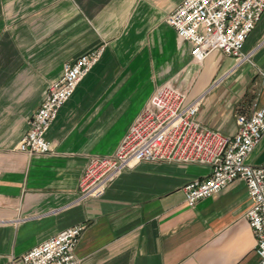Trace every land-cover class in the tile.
I'll return each instance as SVG.
<instances>
[{
    "label": "crops",
    "instance_id": "obj_1",
    "mask_svg": "<svg viewBox=\"0 0 264 264\" xmlns=\"http://www.w3.org/2000/svg\"><path fill=\"white\" fill-rule=\"evenodd\" d=\"M182 0H0V264L77 224L79 264H257L236 180L189 206L184 186L209 176L200 164L142 162L104 196L79 201L92 155L112 153L166 82L201 99L198 118L233 135L236 117L264 103V14L247 39L251 62L219 50L196 62L166 21ZM103 48L47 133L52 152L18 151L28 120L64 65ZM264 164V138L249 155Z\"/></svg>",
    "mask_w": 264,
    "mask_h": 264
},
{
    "label": "built area",
    "instance_id": "obj_2",
    "mask_svg": "<svg viewBox=\"0 0 264 264\" xmlns=\"http://www.w3.org/2000/svg\"><path fill=\"white\" fill-rule=\"evenodd\" d=\"M263 14L264 0H182L166 21L179 38L191 44L196 62H203L219 50L236 58L238 67L253 59L254 51H245V46ZM103 51L93 50L64 65L63 75L51 83L30 116L18 151L28 155L53 151L47 133ZM259 76L264 87V68ZM201 99L188 101L187 93L170 82L159 86L117 148L109 154L89 157L79 182V201L104 196L116 178L142 162L206 165L210 168L208 177L184 186L186 203L195 206L234 181L243 180L252 199L246 217L257 239V264H264V164L247 162L264 138V103L250 114H238L237 132L226 135L199 120ZM84 230V224L69 227L12 264H79L76 249Z\"/></svg>",
    "mask_w": 264,
    "mask_h": 264
}]
</instances>
